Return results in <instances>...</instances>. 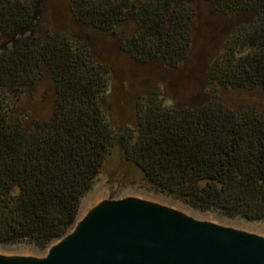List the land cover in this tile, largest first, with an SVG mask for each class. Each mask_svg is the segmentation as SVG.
Listing matches in <instances>:
<instances>
[{"label": "trees", "instance_id": "16d2710c", "mask_svg": "<svg viewBox=\"0 0 264 264\" xmlns=\"http://www.w3.org/2000/svg\"><path fill=\"white\" fill-rule=\"evenodd\" d=\"M201 2L230 29L220 53L201 51L205 82L256 91L262 103L216 93L170 104L161 96L170 91L152 90L137 100L135 120L116 130L106 114L107 67L83 44L43 32L41 0H0V245L46 249L66 234L116 144L148 189L196 210L264 221V0H72L70 10L106 32L131 23L121 50L176 69L194 48Z\"/></svg>", "mask_w": 264, "mask_h": 264}, {"label": "rangeland", "instance_id": "374dc122", "mask_svg": "<svg viewBox=\"0 0 264 264\" xmlns=\"http://www.w3.org/2000/svg\"><path fill=\"white\" fill-rule=\"evenodd\" d=\"M41 1L45 8L41 17L43 32L66 36L77 44H83L95 62L107 67L110 80L105 93V104L108 105L106 114L116 130L135 120L137 100L139 97L148 96L152 90L160 93L170 91L161 95L170 104L173 97L199 104L216 93L228 101L243 98L248 103H262V96L256 91L223 88L215 90L205 82L203 64L206 57L201 51L220 53L228 32L230 33V29L227 31L224 27L228 18L217 12L211 4L199 3L194 27V48L187 61L178 68L171 69L167 66H156L154 63L135 62L121 50L120 42L133 31L131 23H122L114 30L106 32L77 20L70 10L72 0ZM41 91L43 113L49 116L54 101V86L48 73L44 76ZM128 196L174 208L199 220L264 237V221H246L239 217L228 218L212 211L196 210L170 196L148 189L139 168L124 158L117 144L110 149L92 188L82 197L77 220L100 201ZM45 252L46 249H38L26 243L0 245V254L7 256L39 257Z\"/></svg>", "mask_w": 264, "mask_h": 264}, {"label": "water", "instance_id": "95a60500", "mask_svg": "<svg viewBox=\"0 0 264 264\" xmlns=\"http://www.w3.org/2000/svg\"><path fill=\"white\" fill-rule=\"evenodd\" d=\"M0 264H264V237L128 196L98 202L44 255Z\"/></svg>", "mask_w": 264, "mask_h": 264}]
</instances>
